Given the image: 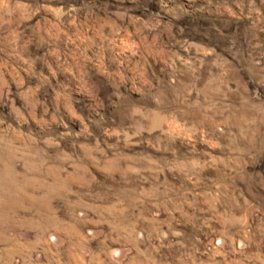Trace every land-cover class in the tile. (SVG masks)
I'll use <instances>...</instances> for the list:
<instances>
[{
    "label": "rangeland",
    "instance_id": "rangeland-1",
    "mask_svg": "<svg viewBox=\"0 0 264 264\" xmlns=\"http://www.w3.org/2000/svg\"><path fill=\"white\" fill-rule=\"evenodd\" d=\"M0 264H264V0H0Z\"/></svg>",
    "mask_w": 264,
    "mask_h": 264
}]
</instances>
